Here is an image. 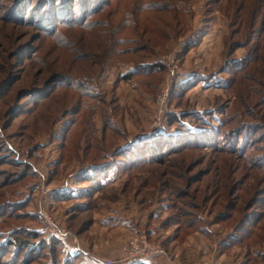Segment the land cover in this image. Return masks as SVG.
Listing matches in <instances>:
<instances>
[{
    "label": "rangeland",
    "instance_id": "rangeland-1",
    "mask_svg": "<svg viewBox=\"0 0 264 264\" xmlns=\"http://www.w3.org/2000/svg\"><path fill=\"white\" fill-rule=\"evenodd\" d=\"M26 1L0 0V242L30 244L0 264H264V0H93L113 56L74 0Z\"/></svg>",
    "mask_w": 264,
    "mask_h": 264
},
{
    "label": "trees",
    "instance_id": "trees-1",
    "mask_svg": "<svg viewBox=\"0 0 264 264\" xmlns=\"http://www.w3.org/2000/svg\"><path fill=\"white\" fill-rule=\"evenodd\" d=\"M65 1L64 0H45V1H41V2L39 1V2L36 3V2H33V0H30V3L29 4H28V1H26V6L29 8V11H30L29 12V15H30L29 17L31 19H36V20H42V19L45 18V19H47V21L49 23L53 22V24H54V22H55V23H57V25H60V22L63 21V20H65L63 17H65L66 14L63 15V13H61L62 16H59L61 18L58 21H56L57 18L54 19V16L55 15H54V13L52 11L55 10V13L65 11L63 9L60 10L59 5H58L59 2L61 4H63ZM83 1L84 0H74L73 2H71V3L68 4L69 11L70 12H74L73 13V16L76 15V14L77 15L79 14V18L80 19L77 21L79 23L78 26L84 27V28L89 29V30H94V32L97 33L98 36H99V34L101 35L100 38L107 39L108 47H109L108 49H110L114 45H117L116 54H115V51H113L111 54H109L110 56L121 54V51H120V49H118V46L121 44L122 39L119 38V37H115V34L119 30L118 27H112L113 26V23L110 20H108V19H104V20H101V21H93V20L90 21V20H88L89 16H93V15L101 12V11H103V9L105 10V8L108 6V2L106 1L105 3H103L96 11H90L89 8L86 5L88 4L90 6V5H92L93 3H96V2H93V0H87L86 3H84L85 6H83V5H81V2H83ZM79 4H80V7H79ZM53 6H54V8H53ZM39 10L42 11L41 14H38ZM108 12H110V11H108ZM66 13L69 14L67 12V10H66ZM50 15H52L53 17H51ZM55 25H54V28L57 27ZM102 27H107V28H102ZM110 27H112V28H110ZM65 34L66 33H64V35H62V34H60L58 32L57 34H55L53 36H54V38H56V41H61V39L65 40V38H64ZM98 36H96V39H98ZM60 78H64V79L59 84H66L68 82V79H69V77L64 76V75H61V74H58V73L55 72V73H53V74H51L49 76V78L44 82V84H42L43 86H41L40 89H44L49 84H53L56 81V79H60ZM127 78H128L127 76H124V79H127ZM87 81L88 80H86V79L85 80L82 79V80L79 81V85H81L85 89L84 91L81 92V94H83V95H89V96H91V95L94 96L93 93H92L93 90L91 88H89L88 85H86V84L89 83ZM59 84H58V86H59ZM93 98L94 97H92V99ZM87 106H88V104L86 103L85 104V107H87ZM75 110H76V112H78L79 108L78 107H75ZM85 110H88V109L85 108ZM66 130L64 131L65 133H66ZM62 133H63V131H62ZM63 135H62L61 138L64 137ZM87 135L88 134H86V136ZM128 142H130V141L128 140ZM96 144H99V143L96 142ZM133 153L134 154L136 153L135 155H137V157H140L141 156L138 152H133ZM34 242H36V241H34ZM34 242H31V245L30 246L35 245ZM28 244H30V243H28L26 240H19V239H14V237H11V238H8V239H6L4 241H1L0 242V247L3 246L4 249H5L6 246H9V247L12 246L13 248H17V247H21L22 248V247H26ZM41 244H45V242L43 241V239L41 241ZM79 255L80 256H82V255L84 256V254L82 252ZM132 264H148V263H146L144 260H137V261H134Z\"/></svg>",
    "mask_w": 264,
    "mask_h": 264
},
{
    "label": "built area",
    "instance_id": "built-area-1",
    "mask_svg": "<svg viewBox=\"0 0 264 264\" xmlns=\"http://www.w3.org/2000/svg\"><path fill=\"white\" fill-rule=\"evenodd\" d=\"M44 212L40 211V215L42 216ZM44 217V214H43ZM46 218V217H45ZM48 229L54 233V236H56L59 240L64 241L67 233L58 230L57 227H55L54 225L52 227H48ZM141 248L138 249H134L133 252H131L129 254V264H132L133 261H137V260H145V259H150V258H154L155 256L160 254V251L158 249H156L155 247H152L149 244H143L141 245ZM81 252L84 253L83 250H80Z\"/></svg>",
    "mask_w": 264,
    "mask_h": 264
},
{
    "label": "crops",
    "instance_id": "crops-1",
    "mask_svg": "<svg viewBox=\"0 0 264 264\" xmlns=\"http://www.w3.org/2000/svg\"><path fill=\"white\" fill-rule=\"evenodd\" d=\"M45 194V193H44ZM43 195V194H42ZM41 206V205H40ZM38 210V213H39V210H41V209H39V207L37 208ZM87 256L88 255V253L87 254H84V256ZM90 258H91V260H90V264H102L101 262H100V260L97 258V257H95L94 255H92V254H90L89 253V255H88ZM115 264H124V263H121V262H119V263H115Z\"/></svg>",
    "mask_w": 264,
    "mask_h": 264
}]
</instances>
